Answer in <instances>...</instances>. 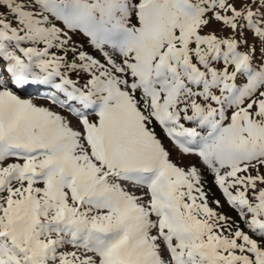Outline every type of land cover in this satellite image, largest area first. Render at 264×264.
Wrapping results in <instances>:
<instances>
[{"label":"snow or ice","instance_id":"6c2138e0","mask_svg":"<svg viewBox=\"0 0 264 264\" xmlns=\"http://www.w3.org/2000/svg\"><path fill=\"white\" fill-rule=\"evenodd\" d=\"M0 264H264V0H0Z\"/></svg>","mask_w":264,"mask_h":264},{"label":"rangeland","instance_id":"374dc122","mask_svg":"<svg viewBox=\"0 0 264 264\" xmlns=\"http://www.w3.org/2000/svg\"><path fill=\"white\" fill-rule=\"evenodd\" d=\"M36 102H37V103H44V101H40V100H38V101H36ZM208 179H209V185H208V187H212L213 192H216L214 186L211 185V177H209ZM216 196H217V197L219 196V193H218V192H216ZM225 210L227 211V206H225Z\"/></svg>","mask_w":264,"mask_h":264}]
</instances>
